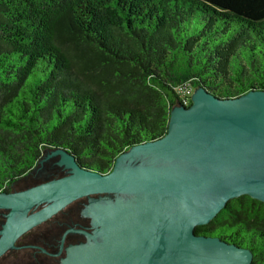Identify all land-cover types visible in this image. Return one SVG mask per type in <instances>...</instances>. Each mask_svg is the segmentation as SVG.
<instances>
[{"label": "trees", "instance_id": "trees-1", "mask_svg": "<svg viewBox=\"0 0 264 264\" xmlns=\"http://www.w3.org/2000/svg\"><path fill=\"white\" fill-rule=\"evenodd\" d=\"M190 83L264 91V0H0V191L46 150L106 174L163 138ZM196 235L264 264V203L240 196Z\"/></svg>", "mask_w": 264, "mask_h": 264}, {"label": "water", "instance_id": "water-1", "mask_svg": "<svg viewBox=\"0 0 264 264\" xmlns=\"http://www.w3.org/2000/svg\"><path fill=\"white\" fill-rule=\"evenodd\" d=\"M186 84L189 105L173 108L166 135L125 151L106 174L46 150L39 165L52 159L68 174L0 193V257L76 200L110 195L90 200L93 230L76 231L87 241L67 247L61 264H253L250 249L195 230L240 196L264 203V91L229 100Z\"/></svg>", "mask_w": 264, "mask_h": 264}, {"label": "flooded vegetation", "instance_id": "flooded-vegetation-1", "mask_svg": "<svg viewBox=\"0 0 264 264\" xmlns=\"http://www.w3.org/2000/svg\"><path fill=\"white\" fill-rule=\"evenodd\" d=\"M38 167L45 171L39 174L36 170L26 180L14 183L10 191L1 190L0 193L13 194L23 190L26 191L36 185H41L52 179H59L68 174L66 169L57 166L52 159L40 165L38 162ZM101 197L116 198L110 195H93L76 200L55 216L41 225L35 226L17 239L15 248L0 257V264H61V259L66 255L67 247L87 241L86 236L80 234V232L91 233L94 226L92 219L83 212L91 199ZM42 207L33 211H39ZM7 213V210H0V230L6 222Z\"/></svg>", "mask_w": 264, "mask_h": 264}, {"label": "built area", "instance_id": "built-area-1", "mask_svg": "<svg viewBox=\"0 0 264 264\" xmlns=\"http://www.w3.org/2000/svg\"><path fill=\"white\" fill-rule=\"evenodd\" d=\"M176 92L178 93V95L180 96V100H181V104L182 105H185V107H188L189 105V99H191V94H192V91H191V88L189 86V84H182V85H179L176 89Z\"/></svg>", "mask_w": 264, "mask_h": 264}, {"label": "rangeland", "instance_id": "rangeland-1", "mask_svg": "<svg viewBox=\"0 0 264 264\" xmlns=\"http://www.w3.org/2000/svg\"><path fill=\"white\" fill-rule=\"evenodd\" d=\"M55 162H56V161H55ZM55 162H54V163H55ZM36 170H37V171H36ZM36 170H35V171L38 172L39 174H40L42 171H45L44 169L39 168V167H37Z\"/></svg>", "mask_w": 264, "mask_h": 264}]
</instances>
